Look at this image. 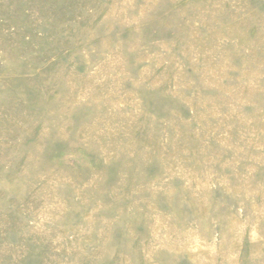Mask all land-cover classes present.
I'll return each mask as SVG.
<instances>
[{
	"label": "rangeland",
	"instance_id": "obj_1",
	"mask_svg": "<svg viewBox=\"0 0 264 264\" xmlns=\"http://www.w3.org/2000/svg\"><path fill=\"white\" fill-rule=\"evenodd\" d=\"M0 264H264V0H0Z\"/></svg>",
	"mask_w": 264,
	"mask_h": 264
}]
</instances>
